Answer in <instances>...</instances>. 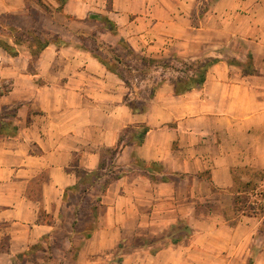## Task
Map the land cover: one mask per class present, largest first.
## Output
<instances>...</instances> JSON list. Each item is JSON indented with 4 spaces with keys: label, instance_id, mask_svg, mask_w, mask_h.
I'll return each mask as SVG.
<instances>
[{
    "label": "crops",
    "instance_id": "crops-1",
    "mask_svg": "<svg viewBox=\"0 0 264 264\" xmlns=\"http://www.w3.org/2000/svg\"><path fill=\"white\" fill-rule=\"evenodd\" d=\"M209 1L67 0L64 5L63 14L80 24L108 18L117 34L106 28L105 34L125 39L146 57L173 65L176 59L217 60L202 88L180 96L171 81L178 73L157 69L143 78L147 97L141 99L138 89L83 46L76 35L86 31L67 29L68 41L44 25L67 45H49L35 63L26 44L17 46V57L0 49V88L10 83L0 96V112L14 114L19 128L14 137H0V264L20 262L31 250H53L61 234L67 235L68 249L82 236V252L92 243L101 250L111 233L158 235L180 221L188 223L193 237L190 221L207 188L235 204L237 173L264 172V0H217L202 14ZM23 5L24 0L4 3L0 12L22 15ZM55 14L49 18L56 25ZM249 56L256 74L244 72ZM129 103L145 110L136 112ZM142 126L148 133L135 146L133 136ZM121 137L124 146L112 169L122 176L102 194L107 175L87 195L86 200L102 202L97 227L86 238V230L74 229L81 197L68 190L82 187L84 176L99 169L104 152ZM72 197L77 202L71 203ZM252 220L231 228L230 258L219 262L264 264L259 221ZM192 237L156 254L142 246L133 255L136 262L122 264H178L190 250L200 255L191 262H212L204 255L213 249L199 242L185 248Z\"/></svg>",
    "mask_w": 264,
    "mask_h": 264
},
{
    "label": "rangeland",
    "instance_id": "rangeland-1",
    "mask_svg": "<svg viewBox=\"0 0 264 264\" xmlns=\"http://www.w3.org/2000/svg\"><path fill=\"white\" fill-rule=\"evenodd\" d=\"M45 3L51 6L50 12H47L44 8H42L38 0H24V12L22 15L7 13L2 15L0 12V25L1 22L6 25H21V27L16 29L19 33H17L18 40L21 43H30L33 39L30 36V31L39 32L43 26L49 25L53 29H56L62 37H65L68 41L71 40V35L68 34L67 29H73L76 32L86 31L89 35H95L102 43L106 45H100L98 43V39L85 41L84 44L87 48H89L93 52H97L99 55L103 57H107L108 46H112L116 55L119 56L120 59L123 60V64L120 66L116 64L115 66L126 76V78L130 81L133 88L138 89V94L141 99H146V93L142 94L144 90L145 83H142L143 74H146V71L143 69V65L138 59L140 56H145L142 53H136V59L133 55L130 54V50L124 48L119 44L120 40L114 38L113 35H109L107 32L105 34V25L100 21V24H97L95 20H91L90 23L80 24L70 18L68 15L63 14L64 7H60V3L58 2L57 6H53L55 2L52 0H44ZM15 0H0V11L2 5L5 4H14ZM52 12V13H51ZM54 15L55 24H51L50 22V14ZM14 24V25H13ZM102 24V25H101ZM64 26V29L61 27ZM1 30V27H0ZM25 31L29 32V34L25 33ZM72 31V30H71ZM111 32V31H110ZM71 33V32H70ZM112 33V32H111ZM59 35V36H60ZM0 40H5L0 34ZM99 41V42H100ZM72 43V42H69ZM119 45V46H118ZM1 49V48H0ZM105 51V52H104ZM177 76L184 75L183 73L185 68L180 63H175ZM144 70V73L141 72ZM142 73V74H141ZM143 86V87H142ZM10 88V83H3L1 90L5 91ZM12 114V113H11ZM118 173H120L118 171ZM236 180L237 185L234 187V192L240 189L241 192V202L238 204L235 198L234 199L225 198L219 196L218 194H222L223 192L220 190H215L214 194H211L210 189L204 191V195L202 197V203L197 204V217L193 215L192 220L190 221L191 225L195 228L196 232H194V236L191 240L185 243H196L199 242L202 245H198L200 247H207L209 249H213L208 251L205 258H209V260H213L212 262H191V258H197L196 252L193 250L186 251L183 262H178V264H233V262H219L220 259H228L230 258L229 252L231 247V242L233 244L234 238H231L234 234L231 233V228L234 227L238 223H242L253 218L252 222L255 224L258 222L259 231H258V239L259 243L264 241V172H253L251 174H240L237 173ZM248 177V178H245ZM245 178V179H244ZM250 179V181L248 180ZM250 185H246V184ZM212 195V196H211ZM77 202V199L72 197L71 203ZM91 206L92 204L88 202V200H82L78 208V221H76V225H74V229L82 231L86 230L85 233L86 238L90 237L89 231H93L96 229L98 224V217L93 218L91 216ZM195 206V205H194ZM189 207V205L187 206ZM191 210L193 206L190 205ZM188 210V209H186ZM250 217V218H248ZM258 219V220H257ZM240 223V224H241ZM116 233H111L110 235L104 238L105 244H102V249L99 251L96 249V244L92 243L88 250L80 251L79 246L83 242L82 236H76L72 239V245L70 249H68L66 245L67 235L61 234L58 236V240L55 243V248L53 250L45 251V252H36L34 250L28 251L25 253L26 257L21 256L20 262H13V264H100L99 262H103L101 264H122V262H136L133 255H136V249L144 246L145 244L149 245L151 248L149 249L152 254V251L157 248V246L150 245L154 239L161 238L164 233L158 235H145L142 237H137L136 235H122L115 236ZM244 237V234H242ZM205 237V238H203ZM257 242V241H256ZM113 244V245H112ZM197 247V245H195ZM220 248H224L223 251ZM221 250V252H218ZM135 253V254H134ZM191 255V257H188ZM136 257V256H135ZM181 260V257H178ZM264 260V257H263ZM81 262V263H77ZM242 264V262H239ZM2 264H6L2 262ZM8 264V263H7Z\"/></svg>",
    "mask_w": 264,
    "mask_h": 264
},
{
    "label": "trees",
    "instance_id": "trees-1",
    "mask_svg": "<svg viewBox=\"0 0 264 264\" xmlns=\"http://www.w3.org/2000/svg\"><path fill=\"white\" fill-rule=\"evenodd\" d=\"M57 2L60 3V7H64L65 3L67 0H56ZM217 0H210L208 5L203 7L202 10V14L206 13L208 11V7L214 3ZM39 5L44 8L47 12H50L51 8L49 5H47L45 3L44 0H38ZM52 13V12H51ZM93 20L97 21V20H101V22L105 25L106 29H108L109 31L112 32V34H117V27L108 19V18H98L95 17L93 18ZM2 24L0 25L1 30H0V34L2 35L3 38H5L7 41L5 40H0V48L2 50H4L8 55H10L11 57H17L19 55V52L17 50V46L22 45V44H26V43H21L18 40V36L17 33L18 28H16L15 26L12 25H6L3 24L4 22H1ZM25 33L29 34L31 33V37H32V41L27 45V47L29 48L30 52H31V56H32V62H36L37 59L40 57L42 51L48 47L51 44L57 45V46H64L67 45V42H65L63 40V38L59 35H56L55 33L49 32L45 29H42L39 32H34V31H30L27 32L25 31ZM76 35V34H75ZM78 38L81 39V41L83 42V46H85L84 42L85 41H89L91 39L95 40L97 37H95V35H89V34H77L76 35ZM12 39L13 43H11L9 40ZM98 39V38H97ZM96 39V40H97ZM99 40V39H98ZM100 41V40H99ZM98 43H100V45H105L104 43H102L101 41ZM119 44L121 46H123L124 48L130 50V54L131 55H135L134 58L136 59V53L130 48V46L126 43L125 39H120ZM119 46V45H118ZM106 47V45H105ZM87 48V47H86ZM89 49V48H87ZM108 56L107 57H103L101 55H99L97 52H93V54L95 55L96 58H98L100 60V62H102L110 71H112L113 73L117 74L118 76H120V78H122V80H124V82L126 83V85L131 86L130 81L126 78V76L124 74H122V72L118 69L117 66H115L116 64L118 65H122L124 62L122 59L119 58L118 55L115 54L114 48L112 46H108ZM105 52V51H104ZM138 59L140 60V62L142 63V67L143 69L146 71V74H143V77H147L150 72L157 70V69H163V70H168L171 69L173 71H177L179 72V70L175 69V66H173L171 61L168 60H158V59H153V58H149L146 56H140L138 57ZM176 61L178 63H180L181 65H183V67L185 68L184 70V75H178L177 77L173 78L172 81V85L174 87V92L177 96L186 94L190 91H192L193 89H199L202 88L205 81H206V75H207V71L208 68L210 66H212L213 64H215L217 62V60H208L207 62H203V61H196L194 63H187L184 62L182 60H178L176 59ZM233 63L232 61H230V64ZM238 65H240L238 63ZM253 63H252V57L249 56L248 58V62L245 65L244 68V72L247 74H256V71L253 69ZM144 70H141L142 73H144ZM141 73V74H142ZM155 88H153L150 97L153 98L155 95ZM1 90V88H0ZM10 89H7L5 91H0V96L5 95L9 92ZM129 106H131V108L134 111H144L145 110V106L142 104L141 108L138 107L137 105L134 104H128ZM13 118H14V114H10L7 111H3L0 112V137H14L18 134L19 132V128L17 125L14 124L13 122ZM148 133V128L146 127H139L138 129H136V134L133 136V142L135 146H141L144 143V139L146 134ZM124 144H123V137L120 138L119 144L117 145V147L112 148V149H108L104 152V154L102 155V160L100 163V167L97 171L92 172V173H87L82 181V187L75 186L74 188L68 190L71 191L72 194L71 195H79L81 197L80 199V203L82 202V200H85L87 198V195L89 194V192L91 191V189L103 178H106L107 175H111L110 178H108L104 184L103 190H102V194H104L109 186V184L113 181V180H117L119 179L122 174L118 173V171L112 169L114 167V160L116 159V157L120 154L122 148H123ZM140 162L138 160H136V166H140V167H144L142 165L139 164ZM154 167V169H153ZM150 167V171L151 170H155L156 166ZM169 180V178L164 177L162 179H157L156 177H154V181H162V182H167ZM236 185H237V180H236ZM247 186L250 185L249 183L246 184ZM236 202L239 204L241 202V192L240 189L236 190ZM88 202H90L92 204L91 206V216L93 218L98 217V210H99V206L101 205L102 202V198L98 197V198H94L91 199L90 201L88 200ZM80 203L78 204V206L80 205ZM78 208H76V216L79 215L78 214ZM76 223V222H75ZM74 223V225H76ZM193 234V230L192 228L188 225V223L186 221H180L177 224L172 225V227L164 233V235L161 238H157L154 239L150 245L153 246H157V248H155L154 251H152L154 254L160 252L161 250H163L165 248V246L173 244V245H177L179 243H181L184 240H187L189 238L192 237ZM143 247H150L149 245L145 244Z\"/></svg>",
    "mask_w": 264,
    "mask_h": 264
}]
</instances>
